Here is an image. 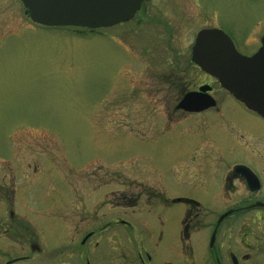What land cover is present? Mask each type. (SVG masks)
<instances>
[{
	"label": "rangeland",
	"instance_id": "1",
	"mask_svg": "<svg viewBox=\"0 0 264 264\" xmlns=\"http://www.w3.org/2000/svg\"><path fill=\"white\" fill-rule=\"evenodd\" d=\"M203 27H219L251 54L264 34V0H143L132 18L86 29L40 25L21 0H0V177L53 180L42 190L54 192L40 194L41 226L57 229L45 234V252L69 236L84 205L100 220L119 200L120 215L143 229L169 207L149 191L216 204L204 192L216 177L202 187L195 175L229 164L194 158L215 152L219 120L213 110L181 113L174 105L204 81L221 110L253 116L191 61Z\"/></svg>",
	"mask_w": 264,
	"mask_h": 264
},
{
	"label": "flooded vegetation",
	"instance_id": "2",
	"mask_svg": "<svg viewBox=\"0 0 264 264\" xmlns=\"http://www.w3.org/2000/svg\"><path fill=\"white\" fill-rule=\"evenodd\" d=\"M204 84L211 87L207 92L214 105L200 111L176 108L185 92ZM213 88L203 81L182 90L174 109L181 113L213 110L214 122L219 120L212 146L215 152L194 158L198 165L214 156L229 164L219 174L200 169L195 175V184L202 187L207 177H216L204 189L216 204L204 205L190 195L167 197L162 191H149L160 199V205L167 201L169 207H164V215L157 213L141 223L143 229L120 215L119 200L114 205L116 212L100 220L84 205L68 228L69 236L65 232L62 243L56 241L45 252V234H55L57 229L46 231L41 226L40 194L51 195L53 190L46 193L42 187L53 180L0 177V264H264V153L260 152L264 149V118L229 92L254 119L221 110L222 100L213 95ZM173 205L181 208L173 209ZM48 212L55 217L58 213L51 206ZM237 215L241 223L236 226L232 218Z\"/></svg>",
	"mask_w": 264,
	"mask_h": 264
},
{
	"label": "water",
	"instance_id": "3",
	"mask_svg": "<svg viewBox=\"0 0 264 264\" xmlns=\"http://www.w3.org/2000/svg\"><path fill=\"white\" fill-rule=\"evenodd\" d=\"M143 0H21L24 13L47 26H112L126 21L140 8ZM260 47L251 55L240 53L231 37L218 27H203L196 32L191 46V61L215 77L219 84L249 109L264 118V34ZM201 85L179 99L176 108L200 111L215 104Z\"/></svg>",
	"mask_w": 264,
	"mask_h": 264
}]
</instances>
